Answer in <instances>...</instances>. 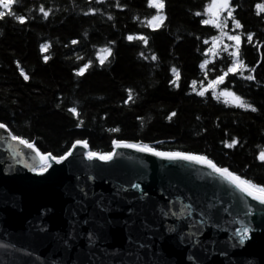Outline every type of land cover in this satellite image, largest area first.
I'll list each match as a JSON object with an SVG mask.
<instances>
[{
    "label": "trees",
    "instance_id": "1",
    "mask_svg": "<svg viewBox=\"0 0 264 264\" xmlns=\"http://www.w3.org/2000/svg\"><path fill=\"white\" fill-rule=\"evenodd\" d=\"M164 3L157 10L148 0H14L13 15L0 19V122L54 155L76 139L98 152L110 151L114 138L143 141L161 150L206 154L264 183V162L258 159L264 151V12L257 7L264 0H230L241 24L238 56L247 67L243 74L229 73L217 88L219 93L227 86L256 112L226 104L211 90L198 95L232 62L230 52H222L200 68L208 42L220 36L219 29L201 23L211 0ZM41 5L51 10L47 17ZM157 14L166 19L153 30L149 21ZM18 15L26 22H18ZM129 34L147 36L148 44L128 41ZM45 43L49 47L42 52ZM105 47L112 51L101 65L97 57ZM88 61L85 74L76 76L74 69ZM172 67L180 73L179 87L169 83ZM128 89L132 99L125 103ZM233 138L239 144L228 148Z\"/></svg>",
    "mask_w": 264,
    "mask_h": 264
},
{
    "label": "water",
    "instance_id": "2",
    "mask_svg": "<svg viewBox=\"0 0 264 264\" xmlns=\"http://www.w3.org/2000/svg\"><path fill=\"white\" fill-rule=\"evenodd\" d=\"M9 132L0 130V264H264V205L245 198L254 211L244 215L240 194L208 169L123 148L89 161L77 146L39 175L10 159L11 147L28 150ZM242 220L253 231L240 245Z\"/></svg>",
    "mask_w": 264,
    "mask_h": 264
},
{
    "label": "snow or ice",
    "instance_id": "3",
    "mask_svg": "<svg viewBox=\"0 0 264 264\" xmlns=\"http://www.w3.org/2000/svg\"><path fill=\"white\" fill-rule=\"evenodd\" d=\"M14 0H0V19H3L6 15H13L11 9L13 7ZM148 3L151 7L157 9V10H163L165 8L164 0H148ZM119 6V5H117ZM257 7L264 12V4L257 5ZM39 11L43 14L44 17H47L49 15V11H46L44 6L41 5ZM90 11H94L93 9H90ZM207 17L203 18L201 20V23L204 25H212L215 28L220 30L221 35L219 37H213L211 41V48L208 49V52L212 53L213 55L216 53L217 48L219 46V40L221 37L227 35V33L224 31L226 24L228 23V17H231V22L234 24L235 28H240L241 24L238 19H236L235 16L232 15V6L230 4V0H211V3L208 5L207 9ZM227 12V17L222 16V13ZM15 19L20 22L21 24L26 22V17L24 15H18L15 17ZM166 17L162 14L153 15L151 17V20L149 21V26L155 30L160 28L162 23L165 21ZM229 41L235 42V49L230 53L232 57V62L230 66L226 67V71H222L221 73H218L215 75V78H212L207 82L206 86H201L198 95L200 97H205L206 93L211 90L212 95L216 96H222L224 97L225 103H230L238 108L243 109H251L252 112H256L257 108L253 107L251 104L245 103L240 95H237L235 91H230L227 89V86H225L224 90L217 93V88L220 87L222 84H224V81L226 77L229 75V73H236L238 69L242 70L245 69L247 66L243 63L242 60L239 59L238 56V50L240 48V42L241 37L240 35H228L227 36ZM247 38L249 41L253 39V33L249 32L247 33ZM126 39L128 41H132L134 39H138L142 41L145 45L148 44V37L139 34L137 36H133L132 34H129ZM72 44H76V40L71 41ZM49 45L47 43L41 45V51H45ZM104 55H99L97 57L99 63L101 65L104 64L105 60L107 59V56L111 54V47H105L103 49ZM142 55V54H141ZM48 57L44 56V60L47 61ZM153 60H156V56H152ZM208 60L205 59L203 63L200 64V68H205L206 65H208ZM92 64V61H88L86 63H83L82 66L77 67L74 69V73L76 76H83L86 72V70L90 67ZM214 67V65H213ZM249 71H254V69H250ZM171 74L172 79L169 80L170 84H174L176 87H179V79H180V73L175 67L171 68ZM20 75L23 76L24 80H28L29 76L26 75L21 69ZM247 80L252 81L255 79L254 76L248 75L246 77ZM193 84H195V81H193ZM128 98L125 101V103L128 102V100L132 99V90L128 89ZM68 111L76 116L79 117V112L76 107H71L68 109ZM176 113L173 112L170 114L171 116H175ZM79 126V125H78ZM6 129V124L0 122V130ZM113 132H117L118 129L113 128ZM11 140L16 142V144L23 146L24 149L28 150V152L20 151L16 147H11V157L10 159L14 160L17 164L22 165L26 169L30 170L33 173L42 175L50 168L53 167V163L55 164H61L62 162H65L69 157L73 155V149L77 146H81L86 151L83 153L84 157L89 160H99L103 162H108L113 160L115 152L117 149H131L135 150L136 152L143 153V154H150L153 157L175 162V161H185L189 162L195 165H199L201 167H204L209 170V174L213 177L218 179L220 182L226 183L227 185H230L232 188L235 189L237 193L240 194L239 200L244 205V208L246 209L244 215L250 216L252 215L254 209L249 204V199L253 202H257L259 205H264V183L255 182L254 179L246 177V175L238 173L235 170H231L228 166H222L219 165L217 162L214 161L213 158H210L206 154H195L191 151H183V150H161L159 147L149 143V142H143V141H136L131 142L126 139H120V138H114L111 140V150L110 151H92L87 150L89 149V144L84 139H76L71 147H69L66 151L63 152V154L60 155H54L50 151H42L39 147H37L36 143L31 141L30 139L24 138L21 135H15L11 132L8 133ZM239 144L238 139L233 138L229 144H227L228 148H233L234 146H237ZM258 159L261 162H264V151H261L258 155ZM11 167V165H9ZM91 179V177H89ZM122 186L118 187L116 189L117 192L121 190ZM131 189L140 190L142 188V185L140 183H132L130 185ZM83 191V189L81 190ZM87 195V193H85ZM249 198V199H245ZM99 205H103V200L101 199L98 201ZM190 208L191 206H187ZM213 206L211 204L208 205V208L211 209ZM228 209H224V212H228ZM215 213H212L214 215ZM203 215L208 216L209 219H211V215L208 211H204ZM201 224H206V220H202L200 222ZM241 227H237L233 233V235L237 238V242L240 245H243L249 238H250V232L253 231V229L245 223L243 220L241 221ZM169 231H172V229H169ZM201 232L200 228H197V232L193 233L192 235L199 234ZM96 232L91 231L88 233L89 237V243H94L96 238Z\"/></svg>",
    "mask_w": 264,
    "mask_h": 264
},
{
    "label": "rangeland",
    "instance_id": "4",
    "mask_svg": "<svg viewBox=\"0 0 264 264\" xmlns=\"http://www.w3.org/2000/svg\"><path fill=\"white\" fill-rule=\"evenodd\" d=\"M222 16L227 17V12L225 15H223V13H222ZM236 29L237 28H235L234 24H232V22H231V17H228V23L226 24L225 29H224V31L227 33V35L221 37V39L219 40V46H218L217 51L214 55L210 52H207L208 62L210 59L214 58L215 56L219 55L222 52H230L231 53L232 51L236 50L235 49V42L229 41L227 38L228 35H237L238 33H236L237 32ZM220 35H221V33H220ZM210 48H211V41L208 42V49H210Z\"/></svg>",
    "mask_w": 264,
    "mask_h": 264
}]
</instances>
